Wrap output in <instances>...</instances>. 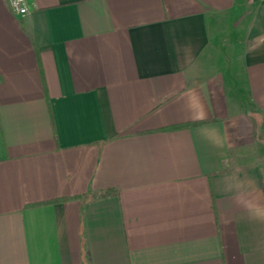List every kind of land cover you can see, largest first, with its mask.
I'll return each mask as SVG.
<instances>
[{
    "label": "crops",
    "instance_id": "1",
    "mask_svg": "<svg viewBox=\"0 0 264 264\" xmlns=\"http://www.w3.org/2000/svg\"><path fill=\"white\" fill-rule=\"evenodd\" d=\"M25 1L0 0V264H264V0Z\"/></svg>",
    "mask_w": 264,
    "mask_h": 264
},
{
    "label": "built area",
    "instance_id": "2",
    "mask_svg": "<svg viewBox=\"0 0 264 264\" xmlns=\"http://www.w3.org/2000/svg\"><path fill=\"white\" fill-rule=\"evenodd\" d=\"M9 4L15 15L25 17L29 14L25 0H9Z\"/></svg>",
    "mask_w": 264,
    "mask_h": 264
},
{
    "label": "rangeland",
    "instance_id": "3",
    "mask_svg": "<svg viewBox=\"0 0 264 264\" xmlns=\"http://www.w3.org/2000/svg\"><path fill=\"white\" fill-rule=\"evenodd\" d=\"M223 55H225V57H223V58H225V60L227 61V60L229 59L230 55H231V52L228 51V52H226L225 54L223 53ZM218 69H219V68H213V67H212V68H209V70H210L209 73H211V72H212L213 74H214L215 72L218 73ZM237 69H239L238 66L233 64L232 67L230 66V68H228V74H229V75H232V76H235L234 73L236 72L235 70H237ZM219 70H220V69H219ZM227 84L229 85V83H227ZM228 85H227V86H228Z\"/></svg>",
    "mask_w": 264,
    "mask_h": 264
},
{
    "label": "trees",
    "instance_id": "4",
    "mask_svg": "<svg viewBox=\"0 0 264 264\" xmlns=\"http://www.w3.org/2000/svg\"><path fill=\"white\" fill-rule=\"evenodd\" d=\"M177 129V128H176ZM111 190H106L104 192H100L99 194H97L95 196V198H98V199H103V198H107L110 194H111Z\"/></svg>",
    "mask_w": 264,
    "mask_h": 264
}]
</instances>
